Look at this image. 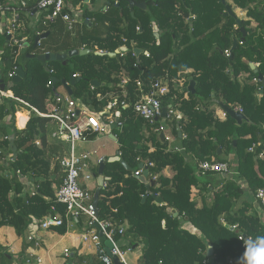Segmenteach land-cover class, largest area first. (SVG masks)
I'll list each match as a JSON object with an SVG mask.
<instances>
[{
	"label": "trees",
	"instance_id": "trees-1",
	"mask_svg": "<svg viewBox=\"0 0 264 264\" xmlns=\"http://www.w3.org/2000/svg\"><path fill=\"white\" fill-rule=\"evenodd\" d=\"M39 1L29 0L25 7L15 5L20 11V22L22 11L28 15L39 10ZM134 1L145 2L147 7H136L132 14L128 1L106 0L100 9L85 8L82 18L89 22L70 29L60 18L47 19L45 12L35 26L26 25L17 34L24 39V45L28 44L25 53L11 41L7 43L5 33L0 32V71L6 90H12L40 112L49 113L56 89L62 81L69 82L71 74H77L79 81L72 86V96L106 119L110 99L134 104L151 91L155 80L165 78L169 92L162 98L163 104L180 113V118L171 120L170 133L181 139L184 151L170 148L168 139L161 141L157 127L162 119L151 124L132 107H120V125L112 129L119 143V159L104 160L108 180L100 190L98 217L118 228L125 227L124 236L131 245L141 246L143 264H210L209 247H213L216 264H238L243 241L264 235L262 217L252 213V197L264 187V157L258 156L259 147L255 152L249 150L254 143L264 142V84L258 78V73L264 76V0H226L234 11H247L248 19H242L241 25L247 32L244 40L238 17L225 15L226 4L222 0ZM190 17H194L192 22ZM154 26L163 31L159 38ZM42 34L47 35L37 44L36 37ZM167 34L169 39L163 46L160 40ZM235 38L238 45L227 56ZM123 46L128 48L123 54L109 56ZM82 47L92 51L68 57L66 63L50 60L45 64L37 58L46 52L64 53ZM135 48L144 50L139 61ZM100 50L105 54H96ZM250 63L258 64V73ZM20 66L25 77L13 82L9 73ZM182 74H187V79L177 87ZM125 76L129 82L123 88ZM52 77L58 79L54 85ZM254 78L259 80L255 82ZM93 80L106 85L93 87ZM191 80L196 82L195 93L187 90ZM3 98L0 121L14 119L18 101ZM222 103L233 109L241 107L248 121L238 124L230 114L219 117L216 106ZM21 116L22 111L18 113V123ZM178 119L182 137L178 135ZM55 126L50 117L35 113L21 131L13 122L11 129L19 154L6 166L2 161L12 151L10 134L2 126L3 134L9 138H0V227L12 225L21 237L33 218L43 219L52 206L65 216V206L57 202L54 188L60 183L62 166L58 161L52 165L58 150L48 138L57 129ZM233 149L237 151L238 171L249 186L248 192L229 177L219 188L197 173L203 161L229 163L223 155ZM141 163L148 166L149 178L156 179L145 201L146 184L135 174ZM8 169L12 171L10 176L6 175ZM18 171L35 181V195H23ZM97 171L98 167L96 175ZM197 194L201 195L200 201ZM158 197L163 199L162 204L157 203ZM51 228L66 233L65 219L62 225ZM0 256L2 264L9 260V253L3 248ZM79 259L83 261L82 257ZM89 264L102 263L95 255Z\"/></svg>",
	"mask_w": 264,
	"mask_h": 264
},
{
	"label": "built area",
	"instance_id": "built-area-1",
	"mask_svg": "<svg viewBox=\"0 0 264 264\" xmlns=\"http://www.w3.org/2000/svg\"><path fill=\"white\" fill-rule=\"evenodd\" d=\"M10 1L14 6L9 8L11 16L4 33L11 36L10 41L13 45H18L20 48H23L25 46L24 39H19L17 36L20 22V11L15 5L25 7L29 0ZM82 1L85 3V0ZM3 4V0H0V24L3 18L2 12L5 8ZM38 9L48 12L46 13L47 19L54 20L60 18L62 21L67 23L68 29L73 28L75 21L80 18L77 13L79 11V7L74 4V0H40ZM39 42L40 40L38 41V44ZM82 49H85V47H82ZM124 52L125 51H121L119 53L123 54ZM226 55H230V50L226 51ZM255 66L257 67L258 64H255ZM16 70L17 67L9 73L10 79H13ZM73 76L78 77L77 74H73ZM258 80V78H254L255 82ZM128 82L129 78L127 76L123 77L121 86L124 88ZM67 83L69 84V82ZM138 85L141 86L140 81H138ZM168 92V81L165 78H159L152 83L151 91L144 94L142 98L134 104L124 100L119 101L118 98H112L107 103V117L105 119L99 112L88 111L85 104L79 103L78 100L69 93H66L65 95L58 93L55 94L50 112L43 113L27 101L16 97L12 91L6 90V88L3 90L0 87L1 97L12 98L18 101L21 105L28 106L31 109V113L50 117L53 123L57 125V129L52 131L50 134L51 138L68 145L67 151H65L61 157H57L59 158L58 160L62 166L63 174H61V182L56 189V200L58 203L65 206V216L63 217V215L57 210L56 206H52L48 215H46L43 219L33 218L32 224L37 223L40 228L49 229L52 226L62 225L65 219L68 227L69 225H76V220H78L79 217H87V220H84L83 223L85 230L81 234V243L84 245L92 244L95 247L98 260L102 264H115L114 257H117L121 264H143L140 261L142 255L141 246H139L140 255L135 261L131 260L129 257V255L134 253L136 249L131 245L130 240L124 236L125 227L121 226L118 228L109 220L99 219L97 206L94 204L92 190L86 184L88 180L95 178L92 165L95 155H97V150L91 152L86 149L78 148V145L89 141L90 133L97 135L102 134L105 131L104 123L108 122L107 125L112 128L113 123L117 120V126H119L120 107H132L134 111L142 115L151 124H154L159 119H162L163 121H171L174 117L180 118L179 111L173 109L171 105H168L169 110L167 117H162L163 107L165 106L162 98L167 95ZM235 109L243 112L241 107H236ZM226 115V112L223 110L222 117L225 118ZM162 120L160 121L157 130L159 132L163 131L166 139H168L169 137L166 135L168 126L166 122H162ZM3 138H9V135H4ZM258 147L260 148L258 156L262 158L264 157L263 141L254 143L249 150L255 152ZM102 160H105L104 157L98 158L96 161L97 164ZM150 165L152 166L153 163ZM198 167V173L200 174L214 172L226 175L231 173L230 164L223 161H203L199 163ZM143 171L144 168H141L136 171L135 174L137 176L141 175ZM17 174L19 177L22 176L20 171H18ZM6 175H8L7 171ZM8 176H10V173ZM30 194L35 195L36 190H33ZM255 198L262 205H264V187L259 188L256 191ZM39 239L40 238L37 237L35 233H30L28 236V240L33 241L37 246L39 245ZM240 239H243V237L240 236ZM106 241H110L112 243L111 255L106 252ZM64 258L65 264H78L75 263L73 259L71 262V252L69 250L65 251ZM1 261L2 259L0 256V263ZM207 262V260H204V263ZM24 264L43 263L41 258H36L35 254L30 252V254L26 257ZM229 264H233V262L231 261Z\"/></svg>",
	"mask_w": 264,
	"mask_h": 264
},
{
	"label": "crops",
	"instance_id": "crops-1",
	"mask_svg": "<svg viewBox=\"0 0 264 264\" xmlns=\"http://www.w3.org/2000/svg\"><path fill=\"white\" fill-rule=\"evenodd\" d=\"M3 5L5 6L4 11L2 12V22L0 24V32H4L6 25L9 22V18L11 16V14L9 13V8L10 5H13L12 2L10 0H3ZM86 3V4H85ZM85 3H83L82 0L78 1L77 3L74 2V4H76L79 7V11L77 12L78 15L80 16L79 19H77L75 21V25L77 24L78 26H82L83 22H89V20H84L83 17V11L85 10V8H90V9H100L104 6V4L106 3V0H85ZM239 13L238 11L235 10V13ZM45 13V11H41V10H35L34 13L32 14H25V11H22V18H21V22L19 23V28L17 33H20L22 31V27L24 28L26 25H29L31 27L35 26L37 22H39L40 19H42V15ZM236 13V15L238 16V14ZM240 17V16H238ZM241 19H246V16H242L240 17ZM65 25H67L66 22H64ZM89 25H93L92 22L89 23ZM21 30V31H20ZM74 31V29H73ZM6 35V34H5ZM169 39V34L164 35L161 38V44L163 46L167 45ZM61 86H63L65 88V94L68 93L66 87L62 84ZM59 86V87H61ZM59 87L56 89V92L58 94H62L59 91ZM12 91V90H10ZM13 92V91H12ZM62 94V95H65ZM3 97L0 96V103L3 102ZM217 108H221L220 105L216 106ZM86 109L88 111H94V109L89 106L86 105ZM22 111V116L19 119V123H18V113H20ZM223 111V109L221 108L220 113ZM33 113H31V109L28 106H24L21 104H17L16 105V111H15V118L12 119L11 117H8L7 119H5L4 121H0L1 123V127H0V138L4 136L3 132L4 129L2 128V126H6V130L7 132L10 134V138L11 137H15V134L12 132L11 129V125L13 122H15V126L17 128L18 131L23 130L26 127V124L28 122V120L30 119V117L32 116ZM219 117H222V115L220 116L219 113H217ZM27 118V119H26ZM26 119V121H25ZM162 122H166L167 126L169 127L166 130V135L169 137V145L170 148L176 149V150H180V151H184V148L182 146V142L181 139L175 137L170 130V120L168 121H163ZM25 123V124H24ZM108 123V122H107ZM107 123H104L105 126H108ZM24 126H21L23 125ZM55 128H57V125L55 126ZM111 134H113L112 132V128L109 127L108 128V132L107 135L110 139H112L115 143H116V152H108L106 154H101L98 158L104 157V159L106 158H112L115 156H118V147H119V143L117 139H114ZM95 135V136H94ZM101 136V135H100ZM99 134H93L90 133L89 135V141H87L86 143L83 144H79L78 148L80 149H86L89 150L90 148L88 147L89 143H93L95 142L99 137ZM98 137V138H97ZM49 138V142L52 145H57V150H58V156L57 157H61L65 151H67V144L66 143H62V142H58L56 139L51 138V136H48ZM16 142V141H15ZM14 146L15 143H14ZM17 147V146H16ZM11 151H12V145H11ZM91 151V150H90ZM19 154L18 151V147H17V155ZM97 154H98V150H97ZM97 156V155H96ZM95 156V159L93 161V165H92V170L93 172L95 171V169L97 167H99V163L97 164V159ZM187 160L191 163V164H195V160L193 158H191L189 155L185 154ZM16 158L13 155V152L10 154L8 153L6 155V157L3 159L2 163L6 166V164H8L9 160L11 158ZM54 158L53 159V163L52 165H54V163L56 161H58L60 163V161L58 160L59 158ZM223 157H226L229 161L230 167H231V173L229 174H218V173H214V174H200V178L204 181H210L214 184L215 187H221L222 184L224 183V180L226 177H229L233 180H235L238 184H240L242 186V188L248 192L249 191V186L247 185L246 181L243 179V177L241 176V174L238 171V155H237V151L235 149H233L231 151V153L229 155H223ZM7 174L10 175L12 174V171H10L9 169L6 170ZM168 173L170 174L171 171ZM96 174H95V178H93L92 181L94 183V185H90L92 182L87 181L86 184L91 188L92 192L95 191L96 187H97V179H96ZM24 185V192L23 195L26 194H30L33 190H36V184L35 181L32 179V177L30 176H20L19 177ZM60 182H61V174H60ZM60 184V183H59ZM58 184V185H59ZM58 185H54V188L57 189ZM252 196V195H251ZM252 205H253V210L252 213L253 214H258L262 217V219H264V209L263 207L255 200L254 197H252ZM84 220H87V217H82L79 220H76V225H69L67 227V232L64 234L59 233L58 231L53 230L51 227L49 229H42L39 227V225L36 224H32V225H38L36 226H31L29 227L30 229V233H35L37 237H39L40 241H39V245H35V243L33 241L28 240V236L30 233H26L27 235H25L24 237L22 236H18L15 230V227L12 225H6V226H2L0 227V250H2L5 253H9V260L6 261L3 264H24L26 257L28 256V254H30V252L35 254L36 258H41L42 263L43 264H65V258H64V253L66 250H69L71 252V254L73 253V261L75 263L78 264H89L91 258L93 256L96 255V251H95V247L92 244H82L81 243V234L83 233V231L85 230V227L83 225ZM36 228V229H35ZM75 231H80L79 234V238L77 239V235H75ZM27 246V247H26ZM138 248V249H137ZM136 251L132 254L129 255L130 259L135 261L139 255H140V249L139 246H135ZM139 251V252H138ZM80 257L83 258V261H80ZM78 259V262L76 261ZM2 264V262H1Z\"/></svg>",
	"mask_w": 264,
	"mask_h": 264
},
{
	"label": "water",
	"instance_id": "water-1",
	"mask_svg": "<svg viewBox=\"0 0 264 264\" xmlns=\"http://www.w3.org/2000/svg\"><path fill=\"white\" fill-rule=\"evenodd\" d=\"M121 1V0H120ZM129 2V5H130V9H131V12L132 14L134 13V9L136 7H139V8H143L145 9L147 7V4L145 2L143 3H137L135 2L134 0H126ZM222 2L224 4H226V12H225V15H231V16H237L235 11L232 9V6L230 4H227L226 0H222ZM116 6L119 7L120 6V3L119 1L116 3ZM238 17V16H237ZM194 20V17H190L189 18V21L192 22ZM237 23L239 26L242 25V19L240 17L237 18ZM75 25L73 24V27ZM154 31H155V36L157 38L160 37V35L162 34V30H160L157 26H154ZM241 31L243 33L241 39L244 40L246 35H247V32H246V29L245 27L241 26ZM45 35L47 34H42V35H39L36 37V41H37V44H38V41L40 40V38H43ZM7 37V43L10 42V39H11V36L10 35H6ZM238 39H234V42H233V45L231 47V51L230 52H233V50L237 47L238 45ZM36 44V45H37ZM27 46L28 44H25V46L22 48V53H25L27 51ZM128 48L127 47H121L120 49L116 50L115 52L113 53H109V56L111 57H114L116 56L119 52L121 51H127ZM92 50L91 49H72L68 52H64V53H44L42 55H38L37 58L43 62H45V64L52 60V61H55V60H59V61H64V63H66V59L68 57H72L74 55H85L87 53H90ZM144 53V50L141 49V48H135L134 49V54L135 56L137 57V60L139 61L140 60V56L141 54ZM96 54H99V55H102V54H105L104 52L102 51H96ZM31 56H35V55H31ZM250 66L252 69L255 70L256 73H258V69L257 67L255 66L254 63H250ZM25 71L23 69V67H18L17 70H16V73L13 77V82H19L20 80H22L24 77H25ZM258 78L260 80L263 81V84H264V76L260 73H258ZM58 81V79L56 77H52L51 78V82H52V85H54V83ZM79 81V78L78 77H74L73 74L70 75V81H69V84L65 81H62L63 85L66 87L67 91L69 94L72 95V86L76 84V82ZM91 84L94 86V87H99V86H105L106 83L105 82H100L98 80H93L91 81ZM111 86V85H110ZM195 86H196V82L194 80H191L190 81V84L188 85L187 87V90L191 91L192 93H195ZM0 87L1 89H5L6 88V85L4 83V80L2 78V72L0 71ZM55 94H57V92L55 91ZM220 107L226 112V114H230L236 121L238 124H241L243 123L244 121H248V118L246 117V115L239 111V110H236V109H233V108H230L228 107L227 105L225 104H219ZM168 110H169V106H164L163 107V113H162V117L163 118H166L167 117V114H168ZM117 124H118V121L116 120L113 125H112V129H114L115 127H117ZM177 129H178V135L179 137H182L183 133L181 131V128H180V119L177 120ZM111 136L114 138V139H117V137L114 135V134H111ZM159 137L161 139L162 142H165L166 140V136H165V133L163 131L159 132ZM14 143H15V137H11L10 138V145H12V152H13V155L16 157L17 156V147L14 146ZM235 145H236V141L234 142ZM119 154V152H118ZM219 154H221V150L219 149ZM119 159V156H115V157H112V158H109V161H115V160H118ZM126 166L127 164L122 161ZM104 167H105V161L102 160L100 163H99V167H98V171H97V176H96V179H97V187L93 193V198H94V204L97 206L98 205V201H99V194H100V190L104 187L105 185V182L108 180V177H106L104 175ZM140 168H144V171L141 175H138L137 178L143 182L144 184H146V188H147V194L144 196L143 198V201H145L148 197V194L150 193L151 191V187L155 185L156 183V179L155 178H149V169H148V166L145 165L144 163H141L140 164ZM39 179V178H38ZM37 179V180H38ZM41 180H43L44 178H40ZM157 203L159 204H162L163 203V199L161 197H158L157 199ZM174 215L177 216L178 215V212L176 211H173ZM233 228V227H232ZM106 244V252L111 255V247H112V243L110 241H106L105 242ZM135 247V246H134ZM213 253H214V250H213V247H209L208 248V251H207V255L209 257V263L210 264H216L215 263V260H214V257H213ZM73 256L74 254L72 253L71 254V262H72V259H73ZM114 262L115 264H121L118 260L117 257H114Z\"/></svg>",
	"mask_w": 264,
	"mask_h": 264
},
{
	"label": "rangeland",
	"instance_id": "rangeland-1",
	"mask_svg": "<svg viewBox=\"0 0 264 264\" xmlns=\"http://www.w3.org/2000/svg\"><path fill=\"white\" fill-rule=\"evenodd\" d=\"M236 11L239 12V13L236 12L238 14V16H240V17H242V16L245 17L246 16V19H248L247 11L245 9L236 8ZM186 79H187V74H182V77H181L180 81L178 82L177 87H181L185 83ZM59 91L62 94H65V88L63 86L59 87ZM78 102L81 103L79 100H78ZM17 104H20V103L18 102ZM216 110H217V113H219L220 116H221L222 115V112L220 113L221 108L220 109L217 108ZM108 128H109V126H105V131L102 134H99V136L100 135L101 136L99 138L97 137L98 139L95 142L88 144V147L90 148L89 151L91 150V152H93L94 150H98L97 156L95 155L96 158H98L101 154H106L108 152H114V153L116 152V146L117 145L112 139H110L108 137V135H107ZM88 181L92 182L90 180H88ZM90 185L92 186V185H94V183L92 182ZM92 193H94V192H92ZM200 196L201 195H199V194L196 195V199H198L199 201L201 199ZM210 200H211V198H210ZM263 221H264V219H263ZM32 222H30L29 227H31V226H36L37 227L38 226V225H32ZM29 227L27 228V231H26L27 234L30 233ZM26 233H25V235H27ZM79 234H80V231H75V235H77V239L79 238ZM125 244H127V243H125ZM76 261L78 262V259Z\"/></svg>",
	"mask_w": 264,
	"mask_h": 264
},
{
	"label": "clouds",
	"instance_id": "clouds-1",
	"mask_svg": "<svg viewBox=\"0 0 264 264\" xmlns=\"http://www.w3.org/2000/svg\"><path fill=\"white\" fill-rule=\"evenodd\" d=\"M243 249L238 264H264V235L245 239Z\"/></svg>",
	"mask_w": 264,
	"mask_h": 264
}]
</instances>
